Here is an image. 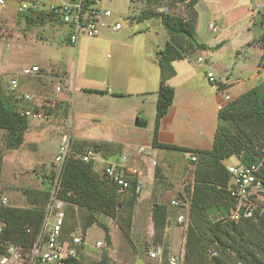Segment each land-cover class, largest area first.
<instances>
[{"label":"rangeland","instance_id":"374dc122","mask_svg":"<svg viewBox=\"0 0 264 264\" xmlns=\"http://www.w3.org/2000/svg\"><path fill=\"white\" fill-rule=\"evenodd\" d=\"M52 1L67 0H4V5L0 4V76L3 74L6 81L11 75H15L22 84L33 83L35 91H29L35 96L29 103L37 98L44 108L38 111L49 115L35 124L34 119L30 120L33 124L30 125L25 140L23 138L17 148L5 145L6 132L0 129V195L7 197L9 205L24 207L27 205L28 191L46 188L45 177L54 169L52 159L64 134L70 135L71 143L77 148L94 147V144L108 141L121 143L123 145L119 151L107 153L121 152L123 149L125 155L131 157L130 162L144 170L143 188L130 211L123 198L119 197L121 205L115 219L94 212L100 225L95 224L88 229L89 247L86 258L90 261L98 259V254L107 247H93L97 238L104 239L105 231L101 226L104 225L110 237L107 254L114 263L168 264L169 256L178 255L182 251L184 253L187 229L177 227L174 235H163L162 243L155 242L151 207L154 202L163 203L172 216L184 214L190 198L195 165L188 160L187 153L168 149L157 150L158 154L164 156L159 157L158 162V156L151 151L156 101L154 103L152 95H149L148 100L142 103L143 96L136 94L139 92L136 90L145 86L143 79H150L158 71L156 45L163 48L168 41L184 51H188L190 46L189 40L173 37L163 28L160 3L168 4L169 14L194 23L197 41L210 46L205 51L196 48L194 52H185L184 57L172 61L171 67L175 75H172L171 83L181 88L185 83V68L189 67L193 75L185 85H194V91L198 95H209L212 83L205 79L208 63L206 59V63H199L197 55H210L217 66L216 71L214 70L217 76L222 77L223 74L225 78L229 74L230 77L244 79L246 81L242 86L246 85V88L253 82L255 86L264 80L262 7L251 20L247 15L250 9L259 6L261 0H203L198 6L189 5L190 0H101L102 5L112 11L111 20L122 24L121 29L104 28L97 37H81L76 46L65 43V31H62L64 25L58 20H51L46 16L37 17L33 21L26 20V13L34 18L37 12L33 8L36 5L41 11L48 10V4ZM20 3H25L34 11H17ZM147 10L154 12L152 17L138 21L136 15ZM210 23L216 26V32L209 28ZM220 42V49L211 54L213 46ZM33 63L41 65L50 73L45 72L44 78L22 74V69ZM64 70L67 77L63 75ZM253 75L256 76L255 81ZM103 82L108 83L115 91L123 92L124 96L106 98L80 90L81 86L100 87ZM57 84L62 86L58 93L55 92ZM27 87L28 85L25 89L28 90ZM219 90L220 93H226L221 88ZM232 100L233 98L228 104ZM196 101L200 102V99L197 98ZM137 110L147 122L143 127H137L133 123L134 118L139 116ZM181 123L185 124V119ZM223 125L231 131L236 129L231 120H224ZM257 141L255 140L256 143ZM229 161L232 164L238 163L234 156ZM156 166L158 169H153L156 172L150 180L147 170ZM101 169V163H97L95 170L100 174ZM171 199L178 200L180 206H171ZM256 199V205L264 207V196L258 195ZM128 212L131 214V221L129 235L126 237L125 217ZM68 213L67 221L77 225L80 233V224L87 216L86 212L78 210L77 219L75 210L69 209ZM210 217L212 220L221 218L219 214H212ZM131 240L137 244L135 248L130 243ZM157 244L163 246L162 259L148 258L147 251ZM7 264L22 263L12 260Z\"/></svg>","mask_w":264,"mask_h":264},{"label":"trees","instance_id":"16d2710c","mask_svg":"<svg viewBox=\"0 0 264 264\" xmlns=\"http://www.w3.org/2000/svg\"><path fill=\"white\" fill-rule=\"evenodd\" d=\"M197 1L190 0L189 5L193 6ZM160 4L168 7L167 3L161 2ZM28 9L34 11L31 8ZM160 13L161 24L167 33L173 37L186 38L190 45L188 51H184L178 49L172 42H167L158 53L161 79L157 91L151 143L153 147L185 152L187 158L190 153L196 155L194 161L188 158L195 167L188 201V225L182 264H237L238 262L264 264V207L257 204L250 217L240 216L236 221L228 218L233 200L226 189L230 175L223 163L225 159L232 156L236 157L241 164L259 163L257 175L261 179L262 186L257 194L264 196V80L218 110L222 121L231 120L236 129L231 131L223 123L217 125L210 149L159 142L157 140L159 120L166 113L174 96L173 88L166 82L174 74L170 65L171 61L184 57L185 52H194L196 48H206L196 39L194 23L180 19L169 12ZM153 14V11L147 10L136 15V19L141 21L152 17ZM41 16L53 18L43 11L37 12L34 18L26 13L25 18L27 21H33ZM261 16V23L264 24V5ZM219 83L218 87L221 86ZM84 90L102 93L96 89ZM114 95L121 96L116 93ZM28 128L29 119L20 115L12 93L2 86L0 88V129L6 132L5 145L9 148L19 147ZM255 140H258L257 143ZM72 147L76 150L82 148L75 147V144ZM94 147L102 156L109 154L107 153L109 151L115 152L120 149V145L111 143L94 144ZM1 160L0 156V174ZM154 169L157 170V166ZM47 176L48 174L45 177L46 188L28 191L26 206L0 205V220L5 224L4 232L0 236V255L4 253V240L25 249L34 243L43 221L44 205L48 201L51 188L46 180ZM137 196L138 193H135L132 188L118 192L110 181L95 170L91 162L85 163L70 158L62 166L57 197L66 202L67 218L69 209L75 210V219L78 218L76 213L78 210L86 212L87 216L80 224L83 233L94 223L100 225L94 212L115 219L121 205L119 197L123 198L126 208L130 211ZM212 214H219L221 218H224L212 220L210 217ZM167 216V206L154 202L151 207V219L153 240L157 243L163 241ZM125 218L124 234L128 237L131 214L128 212ZM74 225L66 221L65 232L72 230ZM101 226L105 231L104 240L109 247L110 237L106 227ZM27 228L30 232H26ZM107 247L102 249L96 260L90 261L86 258L85 252H79L77 257L66 259L63 264H108L111 259L107 254ZM210 249L215 252L214 255L210 254Z\"/></svg>","mask_w":264,"mask_h":264},{"label":"built area","instance_id":"2783aa9c","mask_svg":"<svg viewBox=\"0 0 264 264\" xmlns=\"http://www.w3.org/2000/svg\"><path fill=\"white\" fill-rule=\"evenodd\" d=\"M0 4L4 5V0H0ZM25 3H20L18 11L28 9ZM160 12L167 13L168 7H159ZM48 13L56 20L69 26L68 42L76 45L81 36L96 37L100 34L104 27H110L112 30H117L121 27L119 21H111L112 11L102 5L101 0H67V1H52L48 4ZM212 31L215 27L210 25ZM7 45V44H6ZM198 61L204 59L199 56ZM41 68L38 65H30L22 69L24 75H39ZM207 81L212 85H217V77L214 72L206 71ZM8 88L14 97L15 103L29 102L32 95L28 93H18V78L13 75L6 83L0 78V88ZM217 89L218 85L215 86ZM62 86L57 84L55 92H60ZM224 103L217 104V110L222 109L229 101L230 96L223 94ZM20 115L28 119L40 120L47 118L48 114L35 109L23 107L19 108ZM70 135L64 134L58 145L57 151L52 159V167L46 180L50 184V193L48 201L44 205V217L40 230L32 246L23 248L17 244L4 240V253L0 255V264H7L8 261H20L22 264H63L66 259L77 257L79 252H84V248L88 245L85 239V233H78L79 228L74 225L72 230L65 232L67 211L66 202L57 197L59 188L61 168L63 164L70 158L78 159L82 162H91L95 166L101 163V173L105 179L110 181L118 192H124L130 188L135 193H140L143 188L144 170L131 163L128 156L120 154L115 160L104 158L101 153L91 146H85L79 150L72 147ZM140 150V148H139ZM190 160H196L194 153L188 154ZM259 163L252 164H227L226 168L230 175L226 189L233 200V206L230 209L228 218L236 221L240 216L250 217L256 207V198L260 191L262 182L257 175ZM255 195V197L253 196ZM172 206L179 207L180 203L176 199H171ZM0 205L7 206V197L0 195ZM177 222L187 228L188 218L183 214L177 216ZM5 224L0 220V236L3 234ZM26 232H30L27 228ZM106 245L104 239H98L94 242L93 247H102ZM211 255L215 252L209 250ZM164 254L163 246L155 245L147 251V256L150 259H162ZM183 251L178 255L168 257V264H182ZM108 264H116L113 260ZM241 264V263H237Z\"/></svg>","mask_w":264,"mask_h":264},{"label":"crops","instance_id":"0c3cea01","mask_svg":"<svg viewBox=\"0 0 264 264\" xmlns=\"http://www.w3.org/2000/svg\"><path fill=\"white\" fill-rule=\"evenodd\" d=\"M202 1L203 0H199L198 2H196V6H198V4H200ZM263 5H264V0H261L258 7L252 8V9H250V11L247 12V15L249 16L250 20L252 18H254L253 16L258 12V10L261 7H263ZM33 9H35L34 12H40L41 11V9L37 5ZM17 11H18V8H17ZM43 12L48 13V10H43ZM55 19L56 18H52L51 20H55ZM250 20H249V23L251 24ZM111 21H113V20L109 19V22H111ZM253 23L254 22H252V24ZM61 24L64 25V30L62 29V31H65V36H66L64 41H65V43L70 44L68 42V39H67L69 30H70L69 26L67 24L62 23V22H61ZM210 25L215 27V31H213V32H216V26L214 24L210 23L209 28H210ZM121 27H122V24H121ZM121 27L119 29H121ZM104 28H110V27H104ZM102 30H101V32H102ZM101 32H100V34H101ZM81 37H84V36H81ZM85 37H87V36H85ZM168 39H169V35H168ZM78 41H77V43H78ZM167 42L168 41L165 42V45ZM77 43H76V45H77ZM200 43H202V42H200ZM221 43L222 42L217 43L215 46H213L214 50L210 51L211 54L218 51V49H220ZM203 44L205 45V47H207V49L210 47L209 45H207L205 43H203ZM248 44H249V42H248ZM76 45H73V46H76ZM155 47H156L155 48V57L157 59L158 71H157L156 75L153 73V75L150 79H147V80L143 79L144 85H145L141 88V90H143V91H141L140 88L138 90H136V91H139V92H136V94H141L143 96L142 98H144V100H141L142 103H144V102H146V100H148L149 95H152V100L154 103L157 100V91L159 89L160 79H161L160 67L158 64V53H159L160 49H162V48L159 47L158 45H156ZM255 47L260 49L259 46H255ZM202 51H205V49H202ZM237 52H238V50H236V54H237ZM199 56H201L204 60L206 59L205 61H207V63H208L207 64L208 67H207L206 71L214 72L215 76L217 77V80L221 81L220 83H219V81H217V83H219L221 85L219 88L223 89V91H225L226 93H220L221 91L219 90V88L217 89L215 86L210 85V88H212V90L210 91L211 93L209 92V95H207V94L206 95H198L194 91L195 90L194 85H191V86L189 85L188 87H187V85H185V83H187L186 81L189 78H191V76L193 75V72L191 69H189V67L185 68V74H184L185 83L183 84V86H181V88H180V86H175L174 84L171 83V81H170L172 79V76H171L167 80V84L169 86L171 85L170 87L173 88L174 96H173L172 102L169 105L166 113L159 120L157 140L161 143L175 144V145L187 146V147H192V148H197V149H210L212 146V143H213L215 129H216L217 125L223 123L222 119L218 115V110H217V104L224 103L223 94H228L231 98L234 99V98L238 97L240 94L247 91L249 88H251V86H253L255 84V82H253L246 88V85L242 86L243 82L246 81L244 79H241L239 77L233 78V77H230L229 74L226 75L225 78H224L223 74H222V77L217 76L215 73L217 66H216L215 62L213 60H211L210 55H204V56L197 55V57H199ZM204 60L203 61L197 60V61L199 63H201V62L206 63V62H204ZM171 63H172V61H171ZM171 63H170V65H171ZM34 64L38 65L41 68V73L39 75H30V77H33V78H38V77L42 78L43 77L44 78L46 76V74H44L45 72L50 73V71H48V70L46 71L41 65H39L37 63H33L32 65H34ZM25 67H27V66H25ZM63 75L65 77H67V72L65 70L63 71ZM173 75H175V72ZM11 76H13V75H11ZM205 77H206V75H205ZM255 77L256 76L253 75V78H254L253 81L256 80ZM0 78L3 80L4 83H6L8 80V79H6V81H5L3 79V74H1ZM205 79H207V78H205ZM247 79H249V78H247ZM27 85H28V87H27L28 90L25 89ZM177 87H179L180 89H178ZM65 88H66V86H65ZM29 89H31L32 92L35 91L34 84L33 83H30V84L27 83L26 85L22 84V83H20V80L18 78V93L19 94L28 93V94L32 95V98H34L35 95L33 93H31L29 91ZM84 89H96L98 91H102V93H95V94H98L101 97H106V98H107V96L119 97V96L114 95V93L124 96L123 92L115 91L112 88V86H110L108 83H105V82H103V85L100 87H93V88L82 87V86L80 87V90L85 91ZM38 91H40V93H41V90H38ZM197 98L200 99V102L196 101ZM31 104L33 107L30 106ZM16 105L18 108L27 107V108H31V109L36 108L35 110H38V109L44 110V108L41 107V103H40V101H38L37 98H35V100L32 103L21 101V102H17ZM155 105H156V103H155ZM136 113L139 114V116H136V117H138L139 121L141 122V125L137 126V127L145 126L147 124V122H146L144 116L138 110L136 111ZM135 118H134V122H135ZM182 119H185V121H186L185 124L181 123ZM30 120H33V119H29V128L27 129V131L24 134V140H25L26 133L31 128L30 125L33 123L35 124L36 122H41L38 120H34V122L31 123ZM154 120H155V118H154ZM154 120H153V123H154ZM37 133H35V134L38 135ZM104 142H107V141H104ZM107 143L117 144L120 146L123 145L121 143L109 142V141ZM151 143H152V141H151ZM151 146H152V144H151ZM121 149H122V147H121ZM159 149H162V148H157V147H153V146L151 147V151H153L156 154V156H158L157 157L158 162H159V157H164V156L158 154L159 151H157V150H159ZM120 154H125L123 152V149L121 150V152L111 153V154H108V156L106 154L105 157H107L108 159H111V160H115L119 157ZM229 158H227L223 161V163L225 165L232 164L229 161ZM234 158L236 159L237 162H239V160L236 157H234ZM129 160H131V162H132L131 157H129ZM153 169H154L153 167H149V169L147 170L150 174V177H151L150 180L153 179V173H154ZM150 182L152 183V181H150ZM174 207H176V206H174ZM186 209L188 210V206L186 207ZM183 215L185 217H187V211ZM177 216H175V217L172 216L170 213V210L168 209L167 224L165 227L166 232H164V236H166V234H169V233L171 235H174V232H176L178 230L177 227H180V229H182V230L185 229L184 225H180L177 222V220H176ZM92 225H95V223ZM91 226H89L87 228V230L84 232L86 241H88L87 240L88 239L87 232ZM107 227H108V225H107ZM98 239H101V238H97L96 240H98ZM130 243L132 244V246L134 248L137 245L134 240H131ZM88 245H89V243H88ZM88 247L86 246L84 248L83 251L85 253L88 252ZM159 260H161V259H159Z\"/></svg>","mask_w":264,"mask_h":264},{"label":"water","instance_id":"95a60500","mask_svg":"<svg viewBox=\"0 0 264 264\" xmlns=\"http://www.w3.org/2000/svg\"><path fill=\"white\" fill-rule=\"evenodd\" d=\"M134 125L135 126H140L141 125V122L139 121V118L138 117L135 118Z\"/></svg>","mask_w":264,"mask_h":264}]
</instances>
